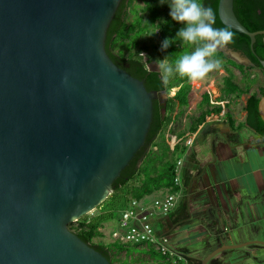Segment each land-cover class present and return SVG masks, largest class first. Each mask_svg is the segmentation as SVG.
<instances>
[{
	"label": "water",
	"instance_id": "95a60500",
	"mask_svg": "<svg viewBox=\"0 0 264 264\" xmlns=\"http://www.w3.org/2000/svg\"><path fill=\"white\" fill-rule=\"evenodd\" d=\"M120 1L0 0V264H110L68 226L108 199L145 143L152 102L165 98L105 52ZM217 16L250 49L256 36L264 47V30L247 31L233 0H219ZM257 112L264 123V94ZM250 244L264 243L222 244L200 264Z\"/></svg>",
	"mask_w": 264,
	"mask_h": 264
},
{
	"label": "trees",
	"instance_id": "16d2710c",
	"mask_svg": "<svg viewBox=\"0 0 264 264\" xmlns=\"http://www.w3.org/2000/svg\"><path fill=\"white\" fill-rule=\"evenodd\" d=\"M140 1L141 6L134 4V0L120 1L106 31L105 52L114 65L131 77L142 81L148 92L164 93L165 98L163 101L152 102V119L145 143L113 182L110 197L102 203L105 207L102 213L96 216H83L68 226L71 232L104 256L110 264H131L129 257L134 254L148 256L156 264L169 263L153 247L131 246L119 242L106 243L101 230L105 223L114 221L116 216H118V223L121 212L133 200L138 201L140 205L149 206L155 195L162 197L164 193L177 192L181 195V177L180 185L175 186L174 168L177 160L181 159L186 150L191 147H187L186 142L192 141L204 125L223 121L234 133L246 128L259 139L264 140V123L257 112L258 102L264 94V86L258 84L257 78L248 73L250 69H257L264 75L259 65V60H264L262 36L255 37V43L250 49L249 38L231 30L234 33V42L227 48L245 56L253 66L237 65L218 52L217 57L221 62H225L227 67L220 95L205 92L198 104L199 114L191 118L187 129L174 132V125L179 120L182 110L188 105L192 83L179 77L165 83L162 81L159 69L157 71L148 69V63L157 65L158 61L166 57L169 61H175L190 49L180 45L179 41H175L161 50L165 38L174 39L183 25L172 20L169 15L170 8L162 7L159 0ZM218 1L203 0V3L205 6H211L216 12L215 26L224 27L217 16ZM233 12L247 31L264 30V0H233ZM158 26L156 45L152 48L156 57L144 54L145 49L142 52L144 56L141 55V52H137L140 39L155 35L152 33ZM231 68L238 71L241 76L239 81L236 80ZM242 96H247L243 108L244 120L236 124L233 114L225 111L230 107V101H236ZM169 247L178 256L175 257L177 264L186 261L184 255L170 246V240Z\"/></svg>",
	"mask_w": 264,
	"mask_h": 264
},
{
	"label": "crops",
	"instance_id": "0c3cea01",
	"mask_svg": "<svg viewBox=\"0 0 264 264\" xmlns=\"http://www.w3.org/2000/svg\"><path fill=\"white\" fill-rule=\"evenodd\" d=\"M220 122L221 121H214L210 123ZM202 128L199 131H201ZM227 130H229L228 126ZM213 133L217 134L218 131L214 130ZM235 135L236 132L232 137ZM208 136L207 134L206 138H208ZM232 137L228 139L227 144L232 147L231 143H234L235 147H240L238 150L239 153L233 154L232 157L238 160V163L241 162L243 163L242 165L246 164L248 167V182L242 181V178H246V175L242 177L241 174L234 178L229 177L228 180H226L219 172L221 168L218 160H224L222 153L218 156L214 147L215 152L212 151V156L205 157L202 146L199 145V143L197 144L194 139H192L191 147L188 148L185 155L181 157L183 163L181 180L183 175L185 176L187 173L191 175L190 182L185 188L186 190L182 187L181 182L182 193L180 198L184 200L188 212L190 213L189 219L185 221V223L196 222L198 227L202 229L204 241L206 242L205 249L208 250L206 254L219 248L222 244L234 245L249 243L258 241L256 238H260V242L264 243V219L262 223H258L257 218V207L264 209V202L262 204L254 197L255 194L264 192V140L259 139L257 136L253 138L247 135L245 139L242 140L241 144H237L232 140ZM217 139L218 138L214 135L212 137V142ZM237 181L242 184L245 183L246 189L250 193L248 195L246 191H243L241 186H239L242 189V194L248 195L247 201L245 202L240 199L237 195L238 193H235L237 192ZM225 183L230 184L228 188L230 189L229 192L233 195L232 198H223L221 188ZM155 198H157V195H155L152 200ZM196 200H198L196 204L199 208H194V201ZM176 208L177 202L174 210L167 218L156 220L155 229L161 234L168 236L170 231L180 228V225L177 226L175 222L181 218L182 209L179 208L175 212ZM243 209L246 210V214H244ZM198 219L199 221H197ZM262 225L263 228L261 227ZM221 227H223L222 232ZM259 229H263V233L259 232ZM245 247H255L253 250L254 256L260 254L264 256V244H250ZM129 260L131 264H156L153 259L142 254H134L129 257ZM186 261L187 264H190L187 258Z\"/></svg>",
	"mask_w": 264,
	"mask_h": 264
},
{
	"label": "rangeland",
	"instance_id": "374dc122",
	"mask_svg": "<svg viewBox=\"0 0 264 264\" xmlns=\"http://www.w3.org/2000/svg\"><path fill=\"white\" fill-rule=\"evenodd\" d=\"M134 4L142 5V2L140 0H134ZM159 4L162 7L169 8L167 3ZM157 41V33L153 36H149L147 38H141L140 39V45L137 50L138 53H142L143 49H145V53L148 56L156 57L155 52H153L152 48L156 45ZM157 54V53H156ZM158 64V62H157ZM155 69H158V66L156 65ZM226 64L225 62H221V67L218 70H215L208 74V76L197 82L192 83V90L188 96V105L182 110V114L179 117V120L173 127L174 132H179L181 130L187 129V127L190 124V120L193 116H197L199 114L198 104L201 101V96L205 92L212 93L214 95H220L221 90L223 88V78L226 76ZM232 69V68H231ZM233 73L236 77V80L239 81L240 75L236 69H232ZM248 73L252 77H256L259 81L258 84H262L264 86V75L260 70L257 69H250L248 70ZM247 96H242L240 99L236 101H230V107L225 112H231L234 116V119L236 121V124L238 122H242L244 120V113L243 108L246 101ZM228 100V98H227ZM214 130L218 131L217 134L213 133ZM227 130V124L226 122L221 121L220 123H208L204 125L201 131L196 135L194 138V141L196 143L202 146V151L205 155V157L212 156V151L217 152V155L219 156L222 153V157L224 158L221 160H218L221 175L228 180V178H234L236 176H239L240 174L243 176L246 175V178L243 177V182H248V167L245 165H242L243 163L237 162L238 160L233 159V154L239 153L240 147H235L234 143H231V146H228L227 142L225 141V137L227 134L224 132ZM209 135L208 138H206V135ZM216 136L218 139L214 142H212V137ZM251 136L253 138H256V136L253 134V132L249 131L246 128H243L236 132V135L232 137V140L237 143L241 144L242 140L245 139L246 136ZM248 138V137H247ZM231 140V139H230ZM215 147V149H214ZM185 155V154H184ZM183 155V156H184ZM182 156V157H183ZM186 163V162H185ZM245 167V168H244ZM189 172V171H188ZM191 179L190 173H187L185 176L183 175V178L181 180L182 187L184 190L188 186ZM243 191H246V193L249 195L250 193L246 189L245 183H241L239 181L236 182V190L238 193L237 195L240 197L242 201H247L248 195L242 194ZM230 184L225 183L224 186L221 188L223 192V198L229 199L232 198V194L229 192ZM240 189V190H239ZM240 191V192H239ZM110 197V196H109ZM108 197V198H109ZM255 199L260 201V203L263 204L264 202V192H261L260 194L254 195ZM198 200L194 201L195 206L194 208H199L196 204ZM258 201V202H259ZM104 204L100 205L95 211L90 213V216H96L102 213L104 210ZM182 209L181 218L175 222V224L180 225V228L174 229L168 233V238L170 240V246L177 252H179L181 255H184L190 264H200V261L205 258L208 254L207 249H205V241L203 237V231L201 228L198 227L196 222L191 223H185L189 219L190 213L188 212V208L186 207L184 200L182 198L177 200V208L175 212L178 209ZM257 218L258 223H262L264 219V209H261L257 207ZM244 214H246V210L243 209ZM118 216L114 218V221L107 222L103 225L102 233L105 236L104 241L106 243H111V233L116 228ZM193 221V220H192ZM199 221V219L197 220ZM182 222V223H180ZM75 223V222H74ZM257 224V223H256ZM258 225V224H257ZM263 228V225L261 226ZM221 227V232H222ZM259 232L263 233V229H259ZM240 234V231H239ZM260 242V238H256ZM252 246H258V245H252ZM255 247H243L240 249H229L222 251L215 255L208 264H264V256L263 254L254 256L253 250ZM251 252V253H248ZM259 254V253H258ZM186 261H184L182 264H185ZM187 264V263H186Z\"/></svg>",
	"mask_w": 264,
	"mask_h": 264
},
{
	"label": "clouds",
	"instance_id": "9594fccd",
	"mask_svg": "<svg viewBox=\"0 0 264 264\" xmlns=\"http://www.w3.org/2000/svg\"><path fill=\"white\" fill-rule=\"evenodd\" d=\"M167 3L172 20L183 25L174 39L165 38L161 50L171 43L179 41L190 51L182 54L175 61L168 57L158 61V69L162 81L179 77L190 83H197L205 79L209 73L221 67V60L217 53L234 42V33L228 26L216 27V12L211 6H205L203 0H159ZM159 31L157 30L152 34ZM151 34V35H152ZM141 55L144 56L143 53Z\"/></svg>",
	"mask_w": 264,
	"mask_h": 264
},
{
	"label": "built area",
	"instance_id": "2783aa9c",
	"mask_svg": "<svg viewBox=\"0 0 264 264\" xmlns=\"http://www.w3.org/2000/svg\"><path fill=\"white\" fill-rule=\"evenodd\" d=\"M187 147L192 145L188 140ZM182 160L176 162L174 168V185H180ZM181 197L177 193H164L162 197L155 198L149 206L140 205L138 201H131L128 207L121 212L117 228L111 233V241L131 246L153 247L164 256L168 264H177V254L169 247L166 235L155 229L156 220L165 219L175 208L177 200ZM181 257L179 256V259Z\"/></svg>",
	"mask_w": 264,
	"mask_h": 264
},
{
	"label": "flooded vegetation",
	"instance_id": "af4514ba",
	"mask_svg": "<svg viewBox=\"0 0 264 264\" xmlns=\"http://www.w3.org/2000/svg\"><path fill=\"white\" fill-rule=\"evenodd\" d=\"M155 67H156V64H155V63H152V64H151V63H148V68H149V69H151V70H156ZM233 69H234V68H233ZM160 101H161V100H160ZM224 133L227 134V136H224L226 142L228 141V139H229L230 137H232V136L235 134V133L232 132L230 129H229V130H226Z\"/></svg>",
	"mask_w": 264,
	"mask_h": 264
}]
</instances>
